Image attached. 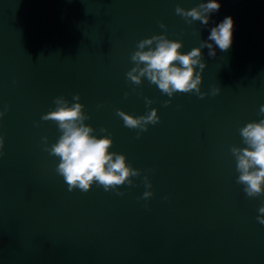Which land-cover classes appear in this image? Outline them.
<instances>
[{"label":"water","instance_id":"1","mask_svg":"<svg viewBox=\"0 0 264 264\" xmlns=\"http://www.w3.org/2000/svg\"><path fill=\"white\" fill-rule=\"evenodd\" d=\"M200 2L0 0V264H264V196L243 191L232 151L245 146L240 128L264 117V0H221L208 25L175 12ZM228 14L230 47L214 56L201 47L205 96L126 79L141 39L163 33L187 51ZM74 92L85 122L99 135L104 126L110 150L141 169L120 193L95 182L69 190L42 147L59 130L41 113ZM150 107L160 119L145 130L116 112Z\"/></svg>","mask_w":264,"mask_h":264},{"label":"clouds","instance_id":"2","mask_svg":"<svg viewBox=\"0 0 264 264\" xmlns=\"http://www.w3.org/2000/svg\"><path fill=\"white\" fill-rule=\"evenodd\" d=\"M221 6V0H201L195 6L188 8L176 5L175 12L182 17L199 19L208 25L211 13ZM233 17L228 14L209 27L207 38L199 46L187 51H180L182 41L170 39L163 33L153 34L138 41L137 49L131 54L135 64L126 73V79L139 84L141 78L155 83L162 92L172 97L177 91L194 92L200 97L206 95L201 91L202 70L205 62L201 59V47L207 46L209 55H216V48L226 50L233 38ZM160 26L164 27L163 22ZM153 42H155L154 46ZM145 45L149 47L145 48ZM215 45V47L213 46ZM218 86H212L211 94L219 91ZM127 95V93H125ZM150 99L145 104L150 105ZM170 103L169 100L163 101ZM53 107L41 113L42 120L52 119L56 122L59 135L52 142L42 136V147L50 155L56 157L55 171L63 177L69 190L78 187L88 190L94 182L107 190L121 192L118 185L134 183L133 177L141 174V169L133 166L127 160L126 154L110 150L113 143L111 133L101 126L96 134L93 126L85 121L88 113L84 111V104L79 99V93L72 94L71 101L64 95L53 97ZM7 106L0 109V116L4 115ZM264 112V104L260 105ZM126 126L145 130L149 123L155 124L160 116L156 107L147 108L144 113L133 114L123 109H116ZM140 132H137L139 135ZM240 134L245 146L233 147L236 156V167L239 175L236 181L243 186L248 196H264V117L259 120H249L241 128ZM4 136L0 134V155H3ZM145 185L141 196L148 198L153 195L151 180L147 171L142 177ZM147 204V201H145ZM256 219L264 223V200L258 206Z\"/></svg>","mask_w":264,"mask_h":264}]
</instances>
